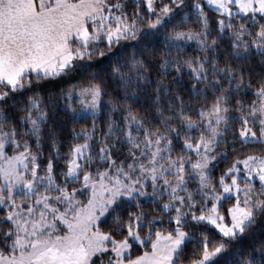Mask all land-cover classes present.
Segmentation results:
<instances>
[{"label": "snow or ice", "instance_id": "1", "mask_svg": "<svg viewBox=\"0 0 264 264\" xmlns=\"http://www.w3.org/2000/svg\"><path fill=\"white\" fill-rule=\"evenodd\" d=\"M257 229L264 0H0V264H264Z\"/></svg>", "mask_w": 264, "mask_h": 264}, {"label": "trees", "instance_id": "2", "mask_svg": "<svg viewBox=\"0 0 264 264\" xmlns=\"http://www.w3.org/2000/svg\"><path fill=\"white\" fill-rule=\"evenodd\" d=\"M207 10V9H206ZM213 22L215 21V17L218 14L215 13H210ZM190 27H194L193 25H189ZM120 53L118 52V50H113V52L111 53H107V56L105 58H102L100 60H98L96 62L97 67H99V65L103 64L106 62L107 57L113 56V55H119ZM196 52L193 51L191 48L188 49V51L185 53V55H195ZM74 80H78L79 77L78 76H74L72 79L69 78H65L64 80H54L50 83L48 82H44L41 85V92L43 94V97L46 101H48L49 103H51L53 100L56 99L57 96H59L60 90L61 88L64 89L65 92L68 91L69 88V84H71ZM115 88V85L111 83V81L108 82L107 87H106V91L107 92H111L113 89ZM49 93H53V95L51 97H49ZM117 95H119V92L116 93ZM186 95V94H185ZM26 99V97H25ZM105 99H107V97H105ZM62 104V101H61ZM59 107V105H58ZM134 107H140L139 105H134ZM140 111L143 113L144 112V108L140 107ZM22 113H14V117L18 120L19 115H21ZM154 115V114H153ZM101 120H106V115L101 116ZM86 122L85 121H80L78 122L75 127L76 130H79L81 128L82 125H84ZM156 120L153 119L152 120V124L155 125ZM18 131H19V125H17ZM71 134H72V124L69 121L67 126L59 133L60 139L64 141V144L62 145L61 151H66L67 150V146L68 144L71 142ZM259 146L258 145H249L247 148H245L243 151L245 153H247L249 150L252 149H258ZM45 151H47V146H45ZM175 154V153H174ZM231 159V154L229 156V160ZM47 161V156H45L42 159L43 163H46ZM228 163V161H224L221 162L219 164V167L217 168L216 174H219V170L224 168L226 166V164ZM146 208L149 207L148 205L145 206ZM217 240H219V235L216 237ZM264 239V235H262L259 231V229H257L256 234L252 235V236H245L242 239L239 240L238 244L236 245V247L238 248H245L248 249L249 245H251L253 243V241H258ZM191 247V245L189 246ZM135 254V253H133Z\"/></svg>", "mask_w": 264, "mask_h": 264}]
</instances>
